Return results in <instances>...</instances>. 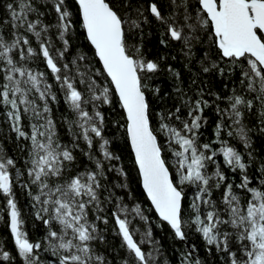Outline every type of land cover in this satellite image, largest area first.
<instances>
[{
	"label": "snow or ice",
	"instance_id": "6c2138e0",
	"mask_svg": "<svg viewBox=\"0 0 264 264\" xmlns=\"http://www.w3.org/2000/svg\"><path fill=\"white\" fill-rule=\"evenodd\" d=\"M72 3L75 9L69 0H11L3 5L0 108L26 155L21 171L17 160L0 147V198L15 252L0 241V264H15L17 257L22 264H42L41 252L56 257L55 264H111L98 250L106 243L105 230L99 224L108 225L109 217L121 239L120 247L127 253L121 264H158V242L153 240L151 228L140 232L133 227L136 219L148 222L144 209L139 203L130 206L116 194L114 189H126V183L110 186L108 173L127 176L115 163L120 157L109 149L104 134V106L115 110L117 105L124 113L143 190L175 238L186 241V228L190 227L201 236L208 252L221 255L223 264H264V163L250 171L255 163L251 151L246 160L228 139L237 138L246 149L251 148V129L243 121L246 113L257 114L256 102L264 125V0H168L167 15L155 0L147 5L143 0ZM145 13L164 26L169 40L181 42L188 55L196 42L203 43L200 34L204 33L218 58L229 62V74L238 71L241 91L251 94L248 99L233 90L226 98L216 96L217 101L226 99L227 106H216L220 119L213 142H201L207 123L204 111L210 106L202 93L195 99H183L181 94L182 103L174 111L153 112L146 81L161 66L145 56L142 42L130 43L148 22ZM47 16H53L55 22H46ZM77 22L102 69L93 70L86 53L68 58ZM53 29L60 47L54 42ZM160 43L166 46L168 41L161 39ZM37 59L47 71L29 66ZM213 70L225 74L216 59L202 68L205 73ZM49 76L55 84L49 82ZM101 76L110 85L101 82ZM58 94L73 115L65 120L71 133L67 142L53 119L51 104L58 102ZM154 115L158 117L156 126ZM160 134L165 141L161 142ZM165 147L173 157L171 165L164 157ZM78 152L91 167L76 166ZM226 170L238 175L239 183ZM17 184L30 198L34 219L44 225L40 240H31L24 228ZM185 188L192 190L188 221ZM145 244H151L152 251H146ZM191 247L182 264H201L198 258L191 259L196 251Z\"/></svg>",
	"mask_w": 264,
	"mask_h": 264
},
{
	"label": "trees",
	"instance_id": "16d2710c",
	"mask_svg": "<svg viewBox=\"0 0 264 264\" xmlns=\"http://www.w3.org/2000/svg\"><path fill=\"white\" fill-rule=\"evenodd\" d=\"M8 2H11V0H0V16L5 15L6 9L3 8V5ZM148 2L149 0H143L145 5H147ZM155 2L158 3L167 15L168 0H155ZM193 2H195V0H193ZM69 3L72 5L73 9L77 7L72 3V0H69ZM145 14L148 16V22L142 26V32L134 37L130 43L142 42V50L145 56L149 59L157 60L160 63L161 70L156 73L153 78L146 81L148 84V98L153 112L162 113L169 110L174 111L175 107L180 106L182 103L181 94H183V99H195L202 93L204 99L210 101V106L204 111L207 123L202 128L201 142H213L216 139L214 129L220 119L216 112V106L217 104H219L220 108H225L227 106L226 99L217 101L216 96L226 98L233 94V90H236L237 94L245 95L248 99L252 98L251 94L241 91V85L238 80V71H233L229 74V62L218 58L216 48L211 40L204 39V33L200 34L203 43L196 42L192 47L191 54L188 55L186 54L187 49L184 48L181 42L168 39L164 34L165 28L159 21H156L150 16V14ZM73 18L78 21V17L75 15ZM45 20L48 23L55 22L53 16H47ZM52 34L56 46L60 47V42L55 39V29L52 30ZM71 35L72 46L67 53L68 58L71 59L75 55L86 53L90 67L93 70L102 69L98 58L94 56V50L86 40L79 22L76 23ZM161 39L168 41L166 46L160 43ZM33 46H35L34 40ZM213 59H216L217 62L225 68L224 75H221L216 70L209 73L202 71L205 62H211ZM29 66L38 69L39 71H47L45 65L40 59L31 62ZM169 68H171L172 71H169ZM48 79L50 83L55 84V81L50 76ZM99 79L101 82L110 85V80H107L105 76H101ZM177 88L180 89V92H177ZM156 89H159L158 93L155 91ZM256 103L257 114L246 113L243 121L246 127L251 129L249 132L251 148L246 149L237 138H228L233 146L245 154L246 160L248 159L247 152L251 151L252 159L255 161L250 169V171L253 172L257 171L258 166L261 163H264V132L260 131L264 125L260 123V117L258 115L259 102ZM51 107L53 109V119L57 122L58 134L64 142H67L71 139V133L69 132L65 120L73 119V115L64 103L62 95L60 94H58V102L52 103ZM104 112L107 118L104 134L105 138L110 141L109 149L115 155L120 157V160L115 163L127 173L126 177H120L114 172L108 173L110 186L118 183H126V189H114L116 194L118 196H123L125 202L130 206L139 203L144 209L145 215L148 217V222L145 223L144 221L136 219L133 221V227L138 228L140 232H144L149 227L151 228L153 234L152 238L154 241L158 242L156 245L159 248V254L157 257L158 264H182L187 253L192 251L191 246L193 245L195 246L196 251L191 257L192 260L198 258L201 261V264H223L221 255L215 253V251L211 253L208 252L201 236L192 228H186L187 240L186 243H184L176 239L170 227L159 219L141 186L139 172L135 165V159L127 139L125 127L126 121L124 119L123 110L120 109L118 105L115 110H112L109 106H104ZM24 123L27 126L28 120L26 117ZM157 123L158 117L154 115L153 125L156 126ZM165 139L166 138L160 134L161 142L165 141ZM21 143L22 142L15 140V133L10 130V126L4 116V110L0 108V147L4 149L7 155L17 160L18 167L23 171L22 165L26 153L21 152L20 147H18ZM80 143L83 150L87 151L83 141ZM213 147L216 148L218 145L213 144ZM93 151H96V149ZM163 154L169 165H171L173 163V157L167 147H165ZM77 157L76 166L78 168L92 166L82 152H78ZM218 160L220 163L223 162L222 157H218ZM172 171L173 174H175V169H172ZM226 173L234 183H239L238 175H234L227 170ZM13 175L15 176V172H13ZM20 179L23 180L24 177H20ZM15 191L17 194L18 206L22 209L24 214V228L28 232L30 239L33 241L42 239L45 235V228L40 221L34 219L33 209L30 207V198L28 197L27 192L21 188L19 184L16 185ZM185 192L188 195V200L185 201V207L187 209V205L191 199L192 190L190 188H185ZM215 196H219V191L215 193ZM4 207L5 203L3 199L0 198V217H4L3 219H0V241L6 242L7 249L15 254L14 242L6 223L7 217L3 211ZM190 211V209H187L185 212L186 221L190 220L188 215ZM109 220L110 222L108 225L102 223L99 224V227L105 230L104 236L106 243L100 244L98 250L108 257L111 264H121V258L125 257L127 253L125 249L120 247L121 239L113 231L114 223L111 221V217H109ZM136 238L139 239V234ZM143 247L146 251H152L151 244H145ZM40 255L42 257V264H55L56 257L51 256V253L41 252ZM15 264H22L18 257Z\"/></svg>",
	"mask_w": 264,
	"mask_h": 264
},
{
	"label": "water",
	"instance_id": "95a60500",
	"mask_svg": "<svg viewBox=\"0 0 264 264\" xmlns=\"http://www.w3.org/2000/svg\"><path fill=\"white\" fill-rule=\"evenodd\" d=\"M102 66V65H101ZM130 144V143H129ZM131 148V147H130ZM132 151V150H131ZM132 154H133V156H134V153L132 152ZM134 159H135V157H134ZM138 169V168H137ZM139 172V171H138ZM140 180H141V178H140ZM141 186H142V182H141ZM142 189H143V187H142ZM144 191V190H143ZM145 193V192H144ZM145 195H146V193H145ZM146 197H147V195H146ZM148 199V198H147ZM150 202V201H149ZM150 204H151V202H150ZM157 216H158V214H157ZM182 242H184V243H186V241H182Z\"/></svg>",
	"mask_w": 264,
	"mask_h": 264
}]
</instances>
